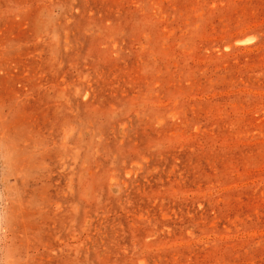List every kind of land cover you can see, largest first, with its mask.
<instances>
[{
  "label": "rangeland",
  "instance_id": "1",
  "mask_svg": "<svg viewBox=\"0 0 264 264\" xmlns=\"http://www.w3.org/2000/svg\"><path fill=\"white\" fill-rule=\"evenodd\" d=\"M0 264H264V0H0Z\"/></svg>",
  "mask_w": 264,
  "mask_h": 264
},
{
  "label": "bare ground",
  "instance_id": "2",
  "mask_svg": "<svg viewBox=\"0 0 264 264\" xmlns=\"http://www.w3.org/2000/svg\"><path fill=\"white\" fill-rule=\"evenodd\" d=\"M247 40V39H246ZM250 40V39H249ZM238 43V42H237Z\"/></svg>",
  "mask_w": 264,
  "mask_h": 264
}]
</instances>
